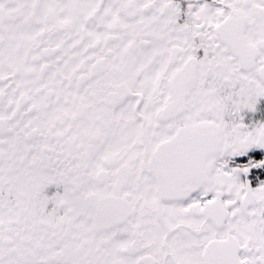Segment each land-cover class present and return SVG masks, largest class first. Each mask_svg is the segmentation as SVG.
<instances>
[{
  "label": "snow or ice",
  "instance_id": "1",
  "mask_svg": "<svg viewBox=\"0 0 264 264\" xmlns=\"http://www.w3.org/2000/svg\"><path fill=\"white\" fill-rule=\"evenodd\" d=\"M0 264H264V0H0Z\"/></svg>",
  "mask_w": 264,
  "mask_h": 264
}]
</instances>
